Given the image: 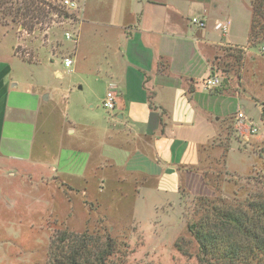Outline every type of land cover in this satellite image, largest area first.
Masks as SVG:
<instances>
[{"label": "crops", "instance_id": "obj_1", "mask_svg": "<svg viewBox=\"0 0 264 264\" xmlns=\"http://www.w3.org/2000/svg\"><path fill=\"white\" fill-rule=\"evenodd\" d=\"M211 2H84L76 13L74 27L79 29V40H66L76 46L57 43L51 61L54 74L62 78L55 59L60 58L61 63L73 59L72 70L63 65L77 81L78 88L68 90L75 107L83 102L91 107L98 103L103 106L107 92L112 88L116 92L115 129H109L107 136L113 148L122 152L123 163L117 162L112 150L108 157L91 153V162L106 159L112 169L121 167L157 176L166 188L177 189L182 184L193 192L195 184L205 185L202 173L192 170L200 164L202 148L226 135L232 116L237 118L239 111L245 113L242 95L234 91L231 81L212 90L205 87L210 77L218 76L223 83L221 72H216L215 63L221 59L215 56L217 50L236 46L247 50L230 30L231 24L226 34L217 28L223 21L210 14ZM194 17L203 19L206 27L192 25ZM247 25L243 28L249 37L251 16ZM22 30V35H30ZM41 31L47 33L46 29ZM6 35L12 41H4ZM2 37L0 174L7 173L0 176L1 195L18 177L28 189L34 186L37 173L56 180L59 175H72L60 170L62 159L69 155L64 156L63 149L68 141L74 143L83 137L75 127L62 128L55 137L48 130L39 136L41 125L44 129L56 127L51 124L58 110V91L45 88L42 77L36 76V67L42 64L37 48L22 51V38L12 36L7 29ZM238 143L242 153L244 141Z\"/></svg>", "mask_w": 264, "mask_h": 264}, {"label": "rangeland", "instance_id": "obj_2", "mask_svg": "<svg viewBox=\"0 0 264 264\" xmlns=\"http://www.w3.org/2000/svg\"><path fill=\"white\" fill-rule=\"evenodd\" d=\"M209 12L223 23L231 24L230 30L237 40L251 52L249 56L243 55L237 46L215 52V56L221 58L216 61L221 75L229 77L234 91L242 95L241 104L247 120L244 126L233 121L232 126L227 127L233 138L228 168L221 182L217 183L212 175L204 179L205 185L195 184L193 192L182 184L177 189L166 188L157 176L121 167L112 169V163L106 159L91 162L92 154L103 153L108 157L111 150L116 153L119 164L123 163V158L119 155L122 152L113 148L107 136L109 129H115L114 113L99 103L94 107L85 102L73 106L74 96L71 98L68 90L78 88L75 87L77 81L75 76L68 74L60 58L55 62L63 77L54 74L52 48L63 41L70 47L75 45L66 42L65 32L74 34L77 30L74 29L78 21L76 13L72 15L75 22L53 16L45 25L49 26L47 33L37 27L28 36L22 35L16 27L6 28L12 36L22 38L25 46L22 51L39 50L42 64L37 65L36 76L42 77L45 88L59 94L58 110L51 124L56 127L44 129L41 125L39 136L48 130L55 137L62 128L75 127L83 137L74 143L68 141L63 149L64 156L69 155L62 159L60 170L72 175H59L60 179L56 180L37 173L34 186L28 189L18 177L5 187L2 195L0 193L3 199L0 200V264H47L56 234L87 230L92 234L98 230L101 233L103 226L113 238L129 245L126 264H202L196 241L188 231V225L201 214L203 201L200 199L217 196L228 202L243 201L262 189L264 183V124L261 120L264 56L260 52L264 43L258 48L248 44L243 25L250 21V0H212ZM6 29L0 23V37L6 34ZM2 39L10 42L13 38L6 35ZM65 94H69L66 99ZM54 122H58L57 125ZM251 124L259 128L258 134L247 131ZM238 140L244 141L240 146L242 153L238 151ZM101 165L105 167L99 169ZM2 172L3 175L7 173ZM179 241L186 255L177 250Z\"/></svg>", "mask_w": 264, "mask_h": 264}, {"label": "trees", "instance_id": "obj_3", "mask_svg": "<svg viewBox=\"0 0 264 264\" xmlns=\"http://www.w3.org/2000/svg\"><path fill=\"white\" fill-rule=\"evenodd\" d=\"M250 10L248 44L258 48L264 43V0H250ZM55 15L64 19L74 16L61 8L59 0H0L1 24L22 28L28 34L37 27L40 30L48 28L45 25ZM239 48L246 55L248 49ZM215 64L216 72L221 71L220 65ZM223 78L220 87L230 81L227 76ZM261 108L264 124V104ZM233 121L237 122L234 116L228 128ZM228 128L225 136L221 135L202 148L200 164L192 169L202 173L205 180L214 175L218 183L226 173L233 138ZM262 187L243 201L228 202L217 196L200 199L203 201L201 214L188 225V231L196 241L202 264H264V183ZM182 246L180 241L176 243L177 250L186 255ZM128 253L129 245L113 238L104 226L101 233L98 230L93 234L89 230L83 233L63 231L53 239L47 264H126Z\"/></svg>", "mask_w": 264, "mask_h": 264}, {"label": "built area", "instance_id": "obj_4", "mask_svg": "<svg viewBox=\"0 0 264 264\" xmlns=\"http://www.w3.org/2000/svg\"><path fill=\"white\" fill-rule=\"evenodd\" d=\"M85 1L86 0H59V4L61 8H63L66 12H68L69 15L72 16L83 7V4ZM66 21L75 22L73 18H67ZM190 22L192 25L197 26L201 29H204L206 27V22L203 19L198 18V17L192 18ZM217 28L220 31H222L224 34L228 33L229 27H228V24L226 23L219 24ZM65 37H66V40L77 43L78 38H79V31L76 30L74 34H72L71 32H67L65 34ZM260 52L264 56V44L261 46ZM64 64L68 69L72 70L74 61L72 58L69 57V58L64 59ZM221 83L222 82H221L220 77L218 76L210 77L205 81V87L208 90H212V89H216L220 87ZM103 107L105 110L109 112L115 111L117 107V95L113 88L107 92L106 97L103 101ZM246 120H247V117L245 113L243 111H239L237 114L238 126H244V123ZM247 131H250L251 134L256 135L259 133V128L256 127V125L251 124L250 128L247 129Z\"/></svg>", "mask_w": 264, "mask_h": 264}]
</instances>
